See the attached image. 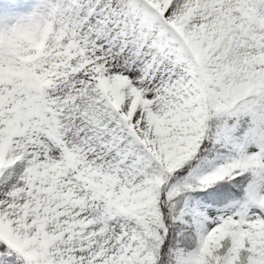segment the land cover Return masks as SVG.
<instances>
[{"label":"snow or ice","instance_id":"6c2138e0","mask_svg":"<svg viewBox=\"0 0 264 264\" xmlns=\"http://www.w3.org/2000/svg\"><path fill=\"white\" fill-rule=\"evenodd\" d=\"M0 264H264V0H0Z\"/></svg>","mask_w":264,"mask_h":264}]
</instances>
